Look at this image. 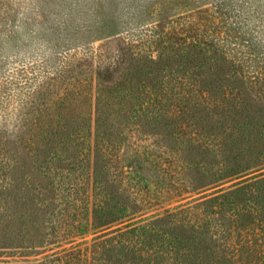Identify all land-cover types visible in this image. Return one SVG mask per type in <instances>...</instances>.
Here are the masks:
<instances>
[{
    "label": "trees",
    "instance_id": "1",
    "mask_svg": "<svg viewBox=\"0 0 264 264\" xmlns=\"http://www.w3.org/2000/svg\"><path fill=\"white\" fill-rule=\"evenodd\" d=\"M229 6L237 5L231 0ZM216 7L223 9L219 4ZM0 27L2 37L11 35L1 23ZM189 28L192 31L183 29L181 33L151 40V46L143 50H140L141 42L129 40L130 44L123 48L120 59L110 70H102L100 66L95 68L89 91L86 89L89 85L83 79L58 82V72L53 66L56 56L39 61L46 74L53 72L56 75L39 84L37 90L31 89L33 78L26 65L11 70L12 76L7 77L4 86L0 85L4 93H0V102L11 103L10 110L5 112L11 124L0 123V256L10 255L8 247L17 246L19 236V239L24 238L16 229L27 214L28 203L32 201L33 206L39 204L42 208L48 203L45 197L38 198L45 189L41 188L39 180L46 174L58 177V171L61 176L66 170L68 174L60 188L81 191L79 204L82 208L87 210L89 205L92 214H103L107 223L123 222L134 216L136 194L130 189L136 188L138 181L130 174L138 175L133 169L137 156L121 163L118 155L122 143L127 141L122 132L124 110L135 108L133 118L137 114L144 116L146 112L167 116L171 121H177V134L186 144L216 154H221L222 140L204 128V118L200 116L202 110L211 114V120L226 119L230 111L251 120L256 106L264 111V72L248 74L239 62L230 63L233 61L223 49L226 43L221 35L199 33L191 23ZM152 45L164 50L156 59L150 55ZM227 61L232 69L223 73L225 76L220 75L219 66ZM171 63L177 66L173 70L177 73H170L169 77L179 78L181 86L186 87L183 92L178 88L182 97H171L177 95L176 90L163 81L168 79V75H163L164 69H170ZM159 67L158 71L162 70L159 74L164 76L161 80L156 75ZM65 77L60 78L65 81ZM216 79L224 83L223 87H216L219 85ZM58 85L62 87L58 89ZM186 96H191L193 101L188 107L183 102L190 98ZM196 107L198 110L189 114L190 118L182 115ZM154 115L150 118L154 119ZM150 163L156 165L157 162L151 160ZM83 173L87 174L82 178ZM53 181L48 189L51 197L60 189ZM263 185L264 175H251L184 208L185 212H190L185 219L193 215L192 212L199 215L193 223L182 226L185 219L180 218L179 211L166 212L162 220L171 222L170 216H177L178 226L183 231L188 228L192 242L195 239L202 241L203 237L212 243L203 252L198 249L200 253L194 255L193 259L197 261L193 264H264ZM215 214L219 218L213 226ZM154 223V219L140 218L110 231L106 239L108 264H130L125 255L133 252L138 243L143 245L147 255L154 253L153 248L159 250L161 245L151 248L149 245L151 239L162 234ZM202 225L206 228L200 232ZM164 241L167 247L162 250L171 253L172 261H190L189 257L187 260L182 257L192 250L189 238L180 240L173 236ZM0 264L42 263L0 258ZM64 264H72L70 258H65Z\"/></svg>",
    "mask_w": 264,
    "mask_h": 264
},
{
    "label": "rangeland",
    "instance_id": "2",
    "mask_svg": "<svg viewBox=\"0 0 264 264\" xmlns=\"http://www.w3.org/2000/svg\"><path fill=\"white\" fill-rule=\"evenodd\" d=\"M230 1L0 0V23L11 33L4 37L0 34V85L4 86L7 77L12 76L11 70L26 65L28 74L33 78L31 89L37 90L39 84L56 75L53 72L46 74L39 61L56 56L53 66L58 72V82L83 79L89 85V88L86 87L89 91L95 68L100 66L102 70H110L120 59L123 48L130 44L129 40L141 42L140 50H143L151 46V40L163 35L192 31L190 23L199 33L221 35L226 43L223 49L233 61L230 63L239 62L248 74L264 72V0H234L237 6L232 7L229 6ZM216 4L223 9L220 10ZM104 24H107L105 29ZM159 48L152 45V58L156 59L159 52H164ZM174 64H169L171 68H165L163 73L168 75V79L163 81L176 90L177 95L171 96L173 98L182 97V94H178V88L182 92L186 88L181 86L179 78L169 77L170 73H177L173 71L177 68ZM219 67L220 75L232 69L228 61ZM158 70L160 67L156 75L161 80L164 76L159 74L162 70ZM63 75L66 76L65 81L60 78ZM215 82L219 83L216 87L224 85L218 79ZM61 87L58 85V89ZM0 93L4 94L2 91ZM186 97H190L186 101L183 99L188 107L193 101L191 96ZM248 97L251 96L248 94ZM9 108L10 102H0V123L7 126L11 124L5 113ZM91 110L93 114V107ZM197 110L198 107L182 115L190 118L189 114ZM133 111L135 108L123 111L125 122L122 132L127 141L122 143L118 155L121 163L137 156L133 169L138 175L130 174L138 181L137 187L130 189L136 194L134 216L123 222L107 223L103 214L94 216L89 205L87 210L82 208L79 204L81 191H64L60 188L64 176L68 174L66 170L62 171L61 176L58 171V177L46 174L39 180L41 188L45 189L38 194V198L45 197L48 203L43 208L39 204H34V207L32 201L28 203L27 214L16 229L24 238L19 239V236L17 246L8 247L10 255H1L0 258L42 264H64V259L70 258L72 264H108L106 239L109 232L141 218L154 219V224L162 231L157 239H151L150 244L148 242L150 248L158 244L167 247L164 240L173 236L180 240L189 238L191 255L184 253L182 257L184 260L189 257L190 261L174 262L169 258L171 253L162 250V247L159 250L153 248L154 253L147 255L143 245L138 243L133 252L125 255L130 264H193L197 261L193 258L200 253L198 249L203 252L212 243L203 237L202 241L195 239L192 242L187 234L188 228L183 231L178 226L177 216H170L169 222L162 220L163 214L179 211L180 218L185 219L190 212H185L184 208L197 204L203 196L229 188L251 175H264V111L256 106L255 114L250 115L251 120L227 111V121L211 120V114L202 110L200 116L204 118V128L222 140L221 154L202 152L200 146L186 144L177 134V121L173 122L167 116L146 112L144 116L137 114L133 118ZM152 115L154 119L150 118ZM223 116L226 115L223 113ZM151 160L157 162L156 165L151 164ZM51 181L60 188L54 197L48 192ZM192 213L182 226L193 223L199 217ZM218 218V214H215L211 222L213 226ZM205 228L202 225L200 232Z\"/></svg>",
    "mask_w": 264,
    "mask_h": 264
}]
</instances>
